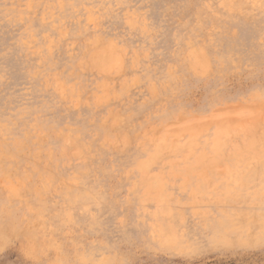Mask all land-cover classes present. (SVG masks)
I'll use <instances>...</instances> for the list:
<instances>
[{
    "label": "rangeland",
    "instance_id": "1",
    "mask_svg": "<svg viewBox=\"0 0 264 264\" xmlns=\"http://www.w3.org/2000/svg\"><path fill=\"white\" fill-rule=\"evenodd\" d=\"M0 264H264V0H0Z\"/></svg>",
    "mask_w": 264,
    "mask_h": 264
}]
</instances>
